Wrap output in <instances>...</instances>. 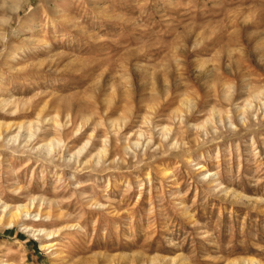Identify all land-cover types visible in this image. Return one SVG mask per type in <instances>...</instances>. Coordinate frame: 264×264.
I'll return each mask as SVG.
<instances>
[{"label":"rangeland","instance_id":"374dc122","mask_svg":"<svg viewBox=\"0 0 264 264\" xmlns=\"http://www.w3.org/2000/svg\"><path fill=\"white\" fill-rule=\"evenodd\" d=\"M13 2L0 264H264V0Z\"/></svg>","mask_w":264,"mask_h":264},{"label":"bare ground","instance_id":"6f19581e","mask_svg":"<svg viewBox=\"0 0 264 264\" xmlns=\"http://www.w3.org/2000/svg\"><path fill=\"white\" fill-rule=\"evenodd\" d=\"M30 2V0H14L13 3L10 4V6L12 8H14V10H19L20 8H22L26 3ZM246 80V79H245ZM259 95V94H258ZM246 102V101H245ZM244 102V103H245ZM242 103V102H241ZM251 105V104H250ZM250 105L248 107H250ZM245 107V106H244ZM243 107V108H244ZM252 108V107H251ZM250 109V108H248ZM245 111V109H244ZM241 113V112H239ZM0 137H1V132H0ZM5 139V138H4ZM53 141V140H52ZM48 144V143H47ZM46 145V144H45ZM47 148V147H46ZM54 147H50V151L53 150ZM104 149V148H103ZM106 150V149H105ZM54 151V150H53ZM48 152V151H47ZM103 152V151H102ZM101 153V152H99ZM99 155V154H98ZM101 155V154H100ZM97 157V156H95ZM95 159V158H94ZM100 159V157H99ZM98 159V161H99ZM99 163V162H98ZM42 199V198H41ZM35 200V198L33 199V201ZM32 201V200H31ZM31 210L30 207H28L27 205H19L17 206L15 209L10 208L9 205L7 204H3L0 201V225H5V226H16L18 223L22 222L23 220H27L30 216H31ZM25 217V219H24ZM24 229L27 230H32L34 234L38 233L41 235H44L46 237H51L52 235H54V232H47L46 230L42 229V230H33L28 226H25ZM252 262H256L253 259H250Z\"/></svg>","mask_w":264,"mask_h":264}]
</instances>
